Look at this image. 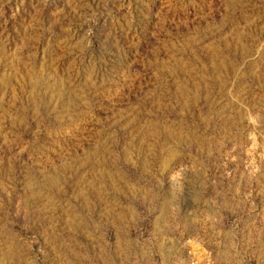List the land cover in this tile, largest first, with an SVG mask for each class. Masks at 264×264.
I'll list each match as a JSON object with an SVG mask.
<instances>
[{
    "label": "rangeland",
    "instance_id": "obj_1",
    "mask_svg": "<svg viewBox=\"0 0 264 264\" xmlns=\"http://www.w3.org/2000/svg\"><path fill=\"white\" fill-rule=\"evenodd\" d=\"M0 264H264V0H0Z\"/></svg>",
    "mask_w": 264,
    "mask_h": 264
}]
</instances>
